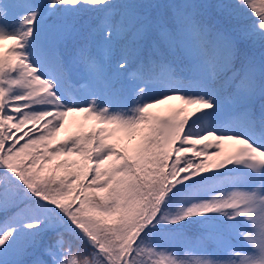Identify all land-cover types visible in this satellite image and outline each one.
Masks as SVG:
<instances>
[{
	"label": "snow or ice",
	"instance_id": "obj_1",
	"mask_svg": "<svg viewBox=\"0 0 264 264\" xmlns=\"http://www.w3.org/2000/svg\"><path fill=\"white\" fill-rule=\"evenodd\" d=\"M0 264H264V0H0Z\"/></svg>",
	"mask_w": 264,
	"mask_h": 264
},
{
	"label": "rangeland",
	"instance_id": "obj_2",
	"mask_svg": "<svg viewBox=\"0 0 264 264\" xmlns=\"http://www.w3.org/2000/svg\"><path fill=\"white\" fill-rule=\"evenodd\" d=\"M5 44H7V43H9V42H4ZM180 102L179 101H168L167 102V105H172V106H174V105H177V104H179ZM167 105H162V106H158V109L157 110H160V109H163L164 107H166ZM65 135V133L64 132H61V133H59L58 134V139H62L63 138V136ZM229 142H225V144L227 145Z\"/></svg>",
	"mask_w": 264,
	"mask_h": 264
},
{
	"label": "trees",
	"instance_id": "obj_3",
	"mask_svg": "<svg viewBox=\"0 0 264 264\" xmlns=\"http://www.w3.org/2000/svg\"><path fill=\"white\" fill-rule=\"evenodd\" d=\"M190 255L195 256V255H199V253H190Z\"/></svg>",
	"mask_w": 264,
	"mask_h": 264
}]
</instances>
